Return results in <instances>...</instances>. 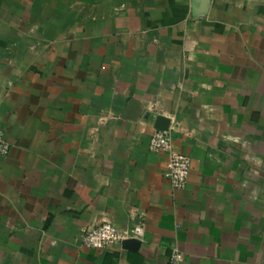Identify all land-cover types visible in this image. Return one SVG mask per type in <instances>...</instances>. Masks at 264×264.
I'll list each match as a JSON object with an SVG mask.
<instances>
[{
	"label": "crops",
	"instance_id": "1",
	"mask_svg": "<svg viewBox=\"0 0 264 264\" xmlns=\"http://www.w3.org/2000/svg\"><path fill=\"white\" fill-rule=\"evenodd\" d=\"M193 4L0 0V264H264V0ZM104 222L140 250L84 248Z\"/></svg>",
	"mask_w": 264,
	"mask_h": 264
},
{
	"label": "built area",
	"instance_id": "2",
	"mask_svg": "<svg viewBox=\"0 0 264 264\" xmlns=\"http://www.w3.org/2000/svg\"><path fill=\"white\" fill-rule=\"evenodd\" d=\"M149 149L152 153L165 154L166 168L164 179L169 182L174 190L186 188L191 167V159L176 151L170 130L164 132L155 130ZM10 154V145L5 140L4 133L0 130V157L5 158ZM144 227L139 225L130 231H119L113 224L104 222L87 230L82 236V245L89 250L108 252L120 249L126 240L144 239ZM183 256L179 252L173 253L170 257V264H181Z\"/></svg>",
	"mask_w": 264,
	"mask_h": 264
},
{
	"label": "water",
	"instance_id": "3",
	"mask_svg": "<svg viewBox=\"0 0 264 264\" xmlns=\"http://www.w3.org/2000/svg\"><path fill=\"white\" fill-rule=\"evenodd\" d=\"M212 0H194L193 13L197 18H205L210 10ZM170 127V121L164 117H157L156 130L168 131ZM142 246V242L139 240H126L122 243V249L131 252H138Z\"/></svg>",
	"mask_w": 264,
	"mask_h": 264
}]
</instances>
